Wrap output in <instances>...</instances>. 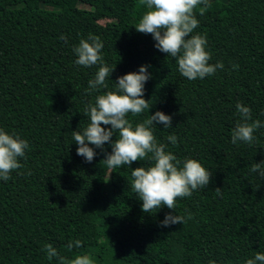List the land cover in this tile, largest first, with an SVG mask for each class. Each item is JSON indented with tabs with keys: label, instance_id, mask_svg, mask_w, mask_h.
Listing matches in <instances>:
<instances>
[{
	"label": "trees",
	"instance_id": "16d2710c",
	"mask_svg": "<svg viewBox=\"0 0 264 264\" xmlns=\"http://www.w3.org/2000/svg\"><path fill=\"white\" fill-rule=\"evenodd\" d=\"M209 3L204 15L203 5L195 10L193 34L206 36L209 63L224 68L188 80L152 34L136 30L147 10L140 0H0V128L29 143L22 167L0 179V264H68L77 255L95 264H246L264 252V177L251 171L264 161V0ZM90 34L115 69L107 88L89 93L101 65H77L74 48ZM142 65L151 73L150 108L128 118L135 126L157 111L170 115L173 126L152 125L158 142L212 173L207 186L177 198L176 209L144 212L131 188L133 169L153 161L110 169V142L90 144L97 154L89 163L73 140L90 123L86 106ZM238 103L262 124L251 145L232 143ZM169 213L184 222L164 225ZM76 240L82 246L69 249ZM49 243L59 253L51 260Z\"/></svg>",
	"mask_w": 264,
	"mask_h": 264
},
{
	"label": "clouds",
	"instance_id": "9594fccd",
	"mask_svg": "<svg viewBox=\"0 0 264 264\" xmlns=\"http://www.w3.org/2000/svg\"><path fill=\"white\" fill-rule=\"evenodd\" d=\"M146 11L136 30L145 34H152L156 41V48L176 59L179 73L188 80L203 79L213 75L218 69L224 68L223 62L210 64L211 53L206 49V36L193 34L199 25L195 10L199 7V14L204 15L211 7L209 0H140ZM61 39H66L62 36ZM104 45L98 36L89 35L82 39L74 48L77 55V65L91 67L100 64L95 78L89 80L87 92L107 88V78L111 76L115 67L103 63L102 49ZM149 65L140 66L138 71L122 75L116 81L115 90H109L96 97L94 104L86 106L84 114L90 123L84 130L73 131V140L77 143V155L83 156L87 162H92L96 148H103L106 142L112 144V151L107 154L104 162L107 167L114 169L123 165L131 166L137 160H151L149 167L133 169L131 188L142 199V210L153 212L166 205L169 209H176L177 198L190 197L192 193L207 186L212 173L197 159H186L181 162L175 154L166 151V145L158 142L152 125L164 124L171 127L172 117L162 111L151 114L143 122L133 124L128 118L139 116L150 108L149 100L144 98L145 84L150 79ZM238 65H233L237 69ZM240 120L232 130V143L243 141L251 145L255 139L254 133L262 124L259 119H252V109L242 103L237 104ZM102 125H111L105 128ZM114 133L118 138L112 140ZM172 144L177 143V136L167 137ZM87 142V143H86ZM29 148L26 139L18 134H10L0 128V179H10L13 170L22 167L18 158L25 156ZM264 177V161L252 165L251 171ZM217 193L220 188H216ZM184 217L169 213L164 225L183 223ZM82 246L80 240L74 244L70 242L68 248ZM45 249L49 260L59 256L52 244H46ZM63 264L64 258L60 257ZM264 264V252H257L254 258L246 264ZM68 264H95L90 255H77ZM211 264H216L212 261Z\"/></svg>",
	"mask_w": 264,
	"mask_h": 264
},
{
	"label": "rangeland",
	"instance_id": "374dc122",
	"mask_svg": "<svg viewBox=\"0 0 264 264\" xmlns=\"http://www.w3.org/2000/svg\"><path fill=\"white\" fill-rule=\"evenodd\" d=\"M39 5H42L41 3H38Z\"/></svg>",
	"mask_w": 264,
	"mask_h": 264
}]
</instances>
